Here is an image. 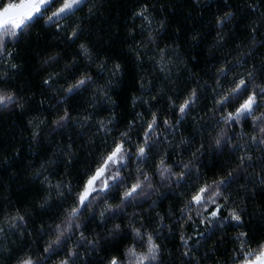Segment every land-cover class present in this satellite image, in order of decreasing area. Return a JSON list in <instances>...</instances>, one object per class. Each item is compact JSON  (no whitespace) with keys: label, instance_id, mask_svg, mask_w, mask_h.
Instances as JSON below:
<instances>
[{"label":"snow or ice","instance_id":"snow-or-ice-1","mask_svg":"<svg viewBox=\"0 0 264 264\" xmlns=\"http://www.w3.org/2000/svg\"><path fill=\"white\" fill-rule=\"evenodd\" d=\"M193 2L199 4V0H193ZM85 6H87V16H94L95 0H0V112L25 109L27 103L25 98L18 96L6 84L10 72H15L20 67L14 58L17 46L22 39L31 34L33 28L37 25L44 30L55 28V36L59 38L63 35L62 42H67L65 46L70 51L71 46H75V51L62 60L64 73L62 83L60 82L61 72L55 70L48 71L41 78L42 91L46 89L49 95L41 97L39 107L47 105L51 117L45 139L53 135L61 136L73 128L79 130L84 139L79 146L70 140L58 145L53 149V155H57L58 160L51 158L47 161L42 160L39 167L32 170V179L43 188V194L36 200L35 207L42 211H52L57 215V221H53L51 225H45L43 222L40 224V233L46 235L48 239L42 251L36 253L35 260L39 264H49L50 261L51 264H94V261H90L88 257L102 251L101 247H94L100 245L101 241L93 240L91 235L86 234L84 226L81 227V222L93 216L108 224L123 216V214L117 216L115 212L110 214L108 209L114 206L118 208L117 201L127 203L133 200L140 188L136 183L131 182V177L120 175L125 170L120 167L124 163L122 157L125 149L128 148L129 152L145 154L144 162L151 163L153 157L149 154L155 152L156 145L150 144L149 138L154 128L166 130L164 126L168 125L169 118L177 126L184 124L189 118L195 120L196 106L206 101L211 102L220 114L223 115L226 112L228 122L234 130L237 128V121L240 122V126L247 129L249 119L246 117L261 113L264 107V55L258 56L254 61L251 60L256 49V40L252 37L257 36L260 29L264 28V10H261L264 9V4H260L259 0L255 2L248 0L247 3L252 17L247 24L250 29L247 47L245 48L242 42L237 43L238 51L234 55L225 53L228 59L215 61L212 78L207 76L202 78L199 72L188 69L185 58L179 52L180 46L175 44L174 40L171 43L164 41L161 46L162 34L168 27L167 18L157 20L152 15L150 9L156 7L154 0H140L133 9L132 18H139L141 23L127 29L130 43L125 46L134 58L139 73L137 76L139 95L133 94L132 107L135 109L137 106H142L145 111H136L132 119L127 120L122 128L116 126V119H114L117 117L114 107L116 101L107 89L118 86L116 77L122 75L123 64L115 59L110 63L109 57L98 53L85 37L87 29L80 15ZM159 8L163 11L164 3H161ZM235 15L233 10L226 9L222 15L214 17L217 27L215 45L221 50L226 46L225 36L222 34L225 31V25L232 24ZM154 24L155 27H153ZM137 28L140 29L139 34L136 32ZM198 38V33L191 36L192 40H198ZM260 46L264 48V43H260ZM61 59L59 52H53L43 58L41 63L47 68L60 62ZM192 59L195 60L196 57ZM81 62L89 67L95 65L97 71L109 75V79L104 85L98 84L90 71L78 67ZM146 63L152 65L153 71H148L145 67ZM181 65L185 66L189 79L195 77L193 83H185L183 88L173 78V69L179 72ZM157 71L162 74V78L151 79L150 77H154ZM145 74L149 78H146ZM225 81L228 82L227 90L218 92L217 90L224 85ZM208 85H212L210 90L207 88ZM87 91L91 92L94 101L107 106L109 112L107 117L97 115V118L93 120V113L86 109L76 111L71 107L73 99ZM32 95L30 93L29 98ZM49 97H52L51 101ZM93 107L92 103L87 104V108ZM208 110L212 109L207 108L203 113L205 116ZM181 116L184 117L183 121L180 119ZM257 122L264 130V121ZM48 123V117H45L43 112L27 119L28 135L33 145L39 142L43 134V126ZM138 124L140 126L137 129ZM133 132L137 137L135 144L130 143ZM97 137H100L103 148L95 150V158L90 161L87 168L80 169L74 182L71 172L80 151L88 149V154L92 155ZM251 142L252 144L257 142L254 133L251 135ZM260 142L262 147L259 151L264 152V136L261 137ZM227 154L231 159L223 162V175L220 170H217L211 176L204 173V181H192L191 173L185 175L181 172V179L186 180L188 184L186 187L181 186L183 191L179 194L183 197L187 192L188 198L185 203L190 201L201 207L202 211L197 219L200 224L205 225V231L218 226L217 231L224 234L229 227L227 222H231L232 231L227 235L232 238V248L230 252L224 253L226 260L223 264H264V205L255 202L256 190L264 191V156L253 161L250 153ZM165 155L169 160L172 159L169 154L165 153ZM131 161L132 157L129 156L125 167H128ZM59 162L63 163L64 170L56 173L58 178L53 183L52 173L48 169L53 168V171H56ZM246 163L250 165V168L244 167ZM200 171L203 169H197V172ZM241 171L244 176L253 177L251 189H249V181L244 179L241 183L240 178L232 180L226 188L222 187L225 178L231 179L234 174L239 176ZM218 176L219 183L216 179ZM210 185L213 186L211 193ZM249 191L251 195L248 194ZM236 192L245 194L234 195ZM249 205L254 210L252 215L259 214L262 225L259 232L249 231L246 225ZM127 206L133 209L139 208L138 212L142 214L133 219L130 224L126 221L120 222L121 232L115 235L106 233V235L110 236V240H117L127 229L131 234L134 233L131 242L133 247H129L127 251L129 255L136 257L137 264H142L148 255H152L155 259L153 255V249L157 247L153 242L155 232L149 233L146 230L147 225L152 221L143 214L150 212V206L143 207L135 204ZM32 212L31 207H25L23 211L17 208L14 212L5 213L0 217V235H4L6 231L15 230L20 237H23L28 216ZM154 214L161 215L158 212ZM161 219L163 220L164 217ZM137 220L145 227L138 228ZM190 221H192L190 218L181 215L176 217L175 224L169 221L167 229L169 233L178 234L180 244L177 248L183 249L181 264H222L221 258L216 254L215 244L207 248L203 259L192 248L190 236L184 230L185 225ZM69 229L71 234L65 236V232ZM196 234L203 236V232ZM28 235H32L31 231ZM73 235L78 237L75 242H72ZM156 239L159 241L160 237ZM198 243L203 244V241ZM145 247L146 253H137L135 250ZM221 247L225 245L222 243ZM160 250L162 252L166 250L162 244H160ZM9 251L6 245L0 248V252ZM119 255H121L120 252L109 253L102 264H117ZM210 256L214 259L209 258ZM185 257L188 259H184ZM16 264H34L32 253H23L16 260Z\"/></svg>","mask_w":264,"mask_h":264},{"label":"trees","instance_id":"trees-1","mask_svg":"<svg viewBox=\"0 0 264 264\" xmlns=\"http://www.w3.org/2000/svg\"><path fill=\"white\" fill-rule=\"evenodd\" d=\"M95 2L94 16H87V6H85L84 11L80 15L87 29L85 37L91 42L97 52L107 55L110 63L111 60L115 59L123 64L122 75L116 77L118 86L107 89L116 101V105H114L117 112L116 126L122 128L127 120L132 119L136 111H145L142 106H137L135 109L132 107L133 94L139 95L137 84L139 73L135 66L134 58L125 46L130 43L127 29L138 26L141 23L139 18H132L133 9L140 0H95ZM154 2L156 7L150 9L152 15L157 20L167 18L168 27L165 33L162 34L161 46H163L164 41L171 43L174 40L175 44L180 46L179 52L185 58L187 68L193 72H199L202 78L206 76L212 78L214 73L213 63L220 59H228L225 53L234 55L238 51L236 48L237 43L242 42L243 46L247 47L250 37V29L247 24L252 18L247 7L248 0H199V4L194 3L193 0H154ZM252 2H255V0H252ZM161 3L165 5L163 11L159 8ZM259 3L264 4V0H259ZM226 9L233 10L236 15L232 24L225 25V31L222 34L225 36L226 46L221 50L219 46L215 45L217 27L214 17L222 15ZM68 23H71V21H68ZM155 26L154 24L153 27ZM177 29H179L178 32ZM136 32L139 34L140 29L137 28ZM194 33L199 34L198 40L191 39ZM256 38L261 43H264V28L260 29ZM62 41L63 35L59 38L55 36V28L44 30L40 25H37L31 30V34L22 39L17 46L14 58L20 67L15 72H10L7 80L6 86L12 88L18 96H23L27 103L24 111L14 109L0 112V217L5 213L14 212L17 208L23 211L25 207H31L33 212L28 216V224L24 229L25 235L23 237H20L15 230L6 231L4 235H0V248L6 245L10 249L6 253L0 252V259H3L4 264H13L15 258L25 252H31L35 255L37 251H42L48 237L40 233V224L43 222L45 225H51L53 221H57V215L52 211H42L35 207L36 200L43 194V188L37 181L32 179V170L39 167L42 160L47 161L49 158L58 160V156L53 155V149L58 145L65 144L70 140L79 146L84 139L80 131L75 128L61 136L53 135L45 139L51 117L49 116L47 105L39 107L41 97L49 95L46 89L42 91L41 78L48 71L55 70L61 72L60 82L62 83L64 77L62 60L64 57L70 56L72 51H75L74 45L71 46L70 51L65 46L67 42ZM210 46L212 47L210 48ZM210 51L211 55H209ZM53 52L60 53L61 61L47 68L43 67L42 59L47 55L53 54ZM260 55H264V48L259 44L251 60L254 61ZM192 57H196V59L193 60ZM78 67L86 68L90 71L98 84L104 85L109 79V75L98 72L95 65L89 67L84 62H81ZM145 67L149 72L153 71L151 64L146 63ZM145 75L146 78H149L147 74ZM150 78L154 80L161 79L162 74L157 71L155 76ZM173 78L180 83L181 88H183L185 83L191 84L195 80V77L188 78V72L184 65L180 66L179 72L173 69ZM165 83H167L166 80ZM30 93L33 94L31 98H29ZM49 99L51 101L52 97H49ZM88 103H92L94 107L87 108ZM209 106L208 102L202 101L196 111L203 114ZM71 107L76 111L86 109L88 112L93 113V120L97 118V115L101 117L109 115L107 106L94 101L90 91L75 97L71 102ZM39 112H43L44 116L48 117L49 123L43 126V134L39 142L33 145L28 135L27 119ZM191 130V118H189L183 124L181 131L190 134ZM101 148H103V144L100 137H97L92 155L88 154V149L80 151L71 172L74 182L80 169L87 168L90 161L95 158V150ZM169 156L171 157L172 154L170 153ZM203 159V172L211 176L215 171L221 170L223 162L230 160L231 157L224 153L221 156L213 155L210 160L205 155ZM63 170L62 162H59L56 171H53V168L48 169L52 173L53 183L58 178L56 173ZM240 179L241 183H243V177ZM181 191L183 189L173 190L172 192L165 190L154 211L167 215L169 208H171L175 216H178L179 213L176 210L180 206L181 196L179 193ZM244 194V192L234 193V195ZM255 202L256 204L264 205V191L256 190ZM150 204L151 201H146L139 206L148 207ZM138 210L139 208L127 209L128 212ZM253 211L252 206L249 205L246 225L249 231L255 230L259 232L262 227L260 217L259 214L252 215ZM152 218H154V212L149 213L148 220L152 221ZM117 219L119 222H123L126 221L127 217L121 216ZM227 223L229 227L224 234L217 231L218 226L205 231V225L200 224L197 218L185 225L184 230L190 236L192 248L202 259L207 248L215 244L216 254L221 258L222 264L226 260L224 253L230 252L232 248V238L227 235L228 232L232 231L231 222ZM84 230L89 235L94 231L99 232L101 223L95 217L89 216L84 221ZM29 231L32 233L31 236L28 235ZM198 232H203V236H198L196 234ZM76 239L77 237L73 235L72 242H75ZM200 241H203V244L198 243ZM131 242L132 234L125 229L120 234L119 239L102 241V251L97 255L88 257V259L94 261V264H102L103 259L109 253L121 252L123 247ZM160 243L167 250L165 258H179L181 260L183 249L180 248L178 250L177 248L180 244L177 233H169L165 230L161 234ZM222 243L225 245L223 248L221 247ZM169 253H171V256H169ZM60 255L62 256L63 253L61 252ZM209 258L214 259L211 256ZM53 259H56V257H53ZM49 264H51V261Z\"/></svg>","mask_w":264,"mask_h":264},{"label":"clouds","instance_id":"clouds-1","mask_svg":"<svg viewBox=\"0 0 264 264\" xmlns=\"http://www.w3.org/2000/svg\"><path fill=\"white\" fill-rule=\"evenodd\" d=\"M252 39L256 40V47L261 43V41L257 40L256 36H253ZM213 82L215 81L213 80ZM227 83L228 82L225 81L224 85L217 91H226ZM211 87L212 85L207 86L209 90ZM209 105L208 109L212 110H208L206 116L199 111L195 112L196 119L191 120L192 130L190 134L182 132L181 128L183 124L178 126L174 125L171 118H169L168 125L164 126V129L166 130H157L154 128L149 138V143L156 145L155 152L149 154L153 157L151 163L146 164L144 162L145 154L137 153L135 151L129 152L128 148L125 149V154L122 157L124 163L120 165V167H123L125 170L120 175L131 177V182L136 183L139 186L140 191L133 200L127 201V203L117 201L116 205H118V208L114 206L113 208L108 209L109 213L111 214L115 212L117 216L123 214V216L127 217L126 223L130 224L133 219L142 213L138 211L128 212L127 209L131 207H128L127 205H140L146 201H151V204L149 205V213L158 212L161 214L159 216L154 214L152 223L148 224L146 229L149 233L155 232V235L153 236V242L157 245V247L153 249L155 259L152 258V255H148L142 264H181L179 258H165L167 256V250L163 252L160 250L161 243L160 240L157 241L156 237H161V234L168 229L169 221L172 224H175L176 217L183 215L194 221V219L200 215L202 211L201 207L192 204L190 201L186 204L185 200L188 198V194L185 192L184 196H181L180 206L176 210L179 213L178 216L170 215V213H173L171 208H169L167 215L159 211H154L165 190L172 192L173 190L183 189L181 187L182 185L185 187L187 186L188 182L181 179V172H184L185 175L191 173L192 181H204V172H197V169H202V165L204 164L203 158L205 155H207L210 160L213 155L221 156L224 153L236 154L237 152H246L252 155L253 161H257L264 156V152L259 151L262 147L260 140L261 137L264 136V130L261 129L260 124L257 122L264 121V107H262L261 113H257L255 116L246 117L249 119V128L244 129L240 126V122L237 121V128L234 130L232 125L228 122L226 112L222 115L214 109L211 102H209ZM198 106L199 105L196 106V109ZM114 119H117V117ZM180 119L183 121L184 117L181 116ZM107 122L108 121L106 120V123ZM139 126L140 125L138 124L137 129ZM253 133L257 137L256 144H252L251 142V135ZM136 141L137 137L133 132L130 143L135 144ZM147 146L148 145H146V147ZM165 153H171L172 159L169 160ZM129 156L132 157L131 164L128 167H125ZM245 159L247 160V157ZM244 167L250 168V165L246 163ZM220 172L221 175H223V169H221ZM241 177L249 181V189H251L253 177L244 176L243 171L240 172L239 176L234 174L231 179L225 178L222 187L226 188L232 183V180ZM216 179L219 183L220 177L218 176ZM212 187L213 186L210 185V193ZM248 194L251 195V191H249ZM181 209H183V212H181ZM149 213L143 214L149 218ZM161 217H164V219L162 220ZM84 221L85 220H82L81 227L84 226ZM100 223L101 230L99 232L94 231L90 234L93 240L99 239L101 242L110 240V236L106 235V233L115 235L116 233L121 232L122 226L118 219H114L108 224H105L103 221H100ZM136 223L138 228L145 227V225L139 220H137ZM70 234V229L65 232V236ZM132 235H134V233H132ZM145 240H147V236H145ZM81 243H84V241H81ZM94 247H101V243ZM129 247H133L132 243L126 244L123 247L120 252L121 255L117 256V264H137L136 257L129 255L127 251ZM135 250L137 253L147 252L146 247L136 248ZM21 256L22 255L17 256L13 261V264H16V260ZM32 256L34 264H39V262L35 260L36 254H32ZM184 259L188 258L185 257ZM0 264H4L3 259H0Z\"/></svg>","mask_w":264,"mask_h":264}]
</instances>
